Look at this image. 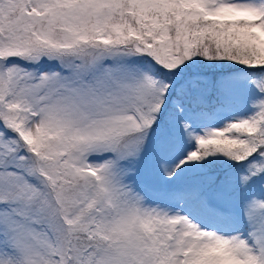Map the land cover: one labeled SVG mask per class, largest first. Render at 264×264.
I'll use <instances>...</instances> for the list:
<instances>
[{
  "label": "snow or ice",
  "instance_id": "6c2138e0",
  "mask_svg": "<svg viewBox=\"0 0 264 264\" xmlns=\"http://www.w3.org/2000/svg\"><path fill=\"white\" fill-rule=\"evenodd\" d=\"M0 264H264V0H0Z\"/></svg>",
  "mask_w": 264,
  "mask_h": 264
}]
</instances>
